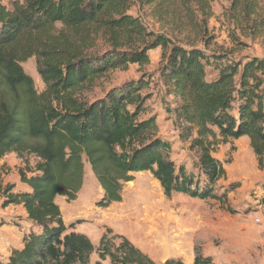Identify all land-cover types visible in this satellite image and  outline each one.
<instances>
[{"label": "trees", "instance_id": "1", "mask_svg": "<svg viewBox=\"0 0 264 264\" xmlns=\"http://www.w3.org/2000/svg\"><path fill=\"white\" fill-rule=\"evenodd\" d=\"M261 1L233 0V9L253 15ZM136 4L190 25L191 10L206 8L209 0H16L10 7L0 1V158L10 153L38 158L33 170L29 161L19 170L27 189L14 191L11 184L4 189L3 206L22 205L29 228L22 246L0 264H157L110 227L94 244L74 230L81 222L65 223L56 197L77 199L84 157L103 188L97 202L102 208L121 202L132 173L142 171L158 180L168 198L226 201L215 193L226 170L214 153L231 139L248 137L264 167V58L234 62L226 53L211 56L183 45L128 14ZM157 48L163 50L162 75L179 101L176 127L191 142L199 173L175 162L171 143L157 134L155 116L140 118L146 99L139 83L112 88L93 101L80 95L111 71L148 64L149 52ZM32 57L42 92L22 65ZM212 263L196 248L193 264ZM164 264L186 263L171 258Z\"/></svg>", "mask_w": 264, "mask_h": 264}, {"label": "rangeland", "instance_id": "2", "mask_svg": "<svg viewBox=\"0 0 264 264\" xmlns=\"http://www.w3.org/2000/svg\"><path fill=\"white\" fill-rule=\"evenodd\" d=\"M0 1L10 7L16 0ZM194 11L196 21L190 25L156 16L151 6L133 5L128 14L142 20L149 30L165 33L183 45L201 48L211 56L226 53L231 61L242 63L253 57L264 58V0L253 15L237 12L233 0H209L206 8L191 10ZM149 55L148 64H130L125 69L111 71L86 86L80 95L93 101L104 97L112 88L139 83L146 99L140 118L155 116L157 134L171 143L175 162L199 173L193 165L196 152L191 149V142L180 136L175 124L174 109L179 101L162 75L163 50H151ZM22 65L42 92L45 87L36 58ZM214 155L226 170L225 176L215 184V193L226 195L224 202L219 198L203 200L185 194L168 198L158 180L150 172L142 171L132 173L133 180L125 184L121 202L102 208L97 202L104 191L86 157L83 185L77 199L69 201L59 195L56 202L65 223L81 222L76 224L75 231L86 234L94 244L99 243L101 234L110 227L114 233L130 239L157 264L171 258L193 264L196 248L202 255L210 256L212 264H264V167H259L248 137L220 144ZM26 161L33 170L38 158L34 155L21 158L15 153L0 158V259L4 262L14 249L22 246L23 234L29 228L22 205L3 206L7 185H15L14 191L27 188L19 176L20 169H27ZM97 259L95 252L91 261ZM109 263V260L103 262Z\"/></svg>", "mask_w": 264, "mask_h": 264}, {"label": "crops", "instance_id": "3", "mask_svg": "<svg viewBox=\"0 0 264 264\" xmlns=\"http://www.w3.org/2000/svg\"><path fill=\"white\" fill-rule=\"evenodd\" d=\"M27 188H28V187H27ZM27 188H24V189H27ZM28 224H29V223H28ZM76 227H77V225H75V228H74V230L76 229ZM102 234H103V233H102ZM102 234H101V235H102Z\"/></svg>", "mask_w": 264, "mask_h": 264}]
</instances>
